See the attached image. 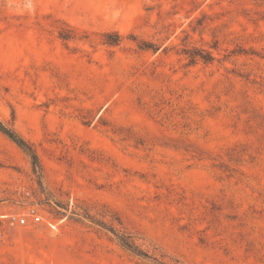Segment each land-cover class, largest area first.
Masks as SVG:
<instances>
[{
	"label": "rangeland",
	"instance_id": "rangeland-1",
	"mask_svg": "<svg viewBox=\"0 0 264 264\" xmlns=\"http://www.w3.org/2000/svg\"><path fill=\"white\" fill-rule=\"evenodd\" d=\"M0 119V264H264V0H0Z\"/></svg>",
	"mask_w": 264,
	"mask_h": 264
},
{
	"label": "trees",
	"instance_id": "trees-1",
	"mask_svg": "<svg viewBox=\"0 0 264 264\" xmlns=\"http://www.w3.org/2000/svg\"><path fill=\"white\" fill-rule=\"evenodd\" d=\"M114 36L115 38L112 40V43L118 44L121 40V36L118 33L114 34ZM107 37H112V34H107ZM189 56L191 58V62L195 61L198 57L197 54L194 52H189ZM200 57L204 62H210L213 60V56L211 54H208L207 56L202 55ZM0 131L7 135L15 143H17L22 149H24L31 156L34 166L39 167L38 156L35 150L33 149L32 145L28 141H26L21 135H19L14 129L8 127L1 119ZM92 221L100 225L101 227L107 229L108 231H111L115 235L119 244L125 249L132 252L133 254L143 258H153L147 251H145L139 244L136 243V241L132 238L131 235L116 230L115 228L108 226L103 221Z\"/></svg>",
	"mask_w": 264,
	"mask_h": 264
},
{
	"label": "built area",
	"instance_id": "built-area-1",
	"mask_svg": "<svg viewBox=\"0 0 264 264\" xmlns=\"http://www.w3.org/2000/svg\"><path fill=\"white\" fill-rule=\"evenodd\" d=\"M34 218H35L36 221H39L42 218V216L38 215V214H34ZM26 220H27V218H25V217L21 218L22 222H25Z\"/></svg>",
	"mask_w": 264,
	"mask_h": 264
}]
</instances>
